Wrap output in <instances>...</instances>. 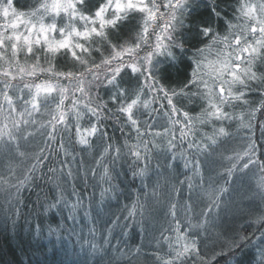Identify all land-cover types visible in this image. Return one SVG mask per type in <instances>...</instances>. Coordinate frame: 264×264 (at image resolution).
<instances>
[{"label": "snow or ice", "instance_id": "obj_1", "mask_svg": "<svg viewBox=\"0 0 264 264\" xmlns=\"http://www.w3.org/2000/svg\"><path fill=\"white\" fill-rule=\"evenodd\" d=\"M195 12L196 0H0V60L8 65L0 72V155L15 149V158L31 161L18 170L9 159L3 165L7 175L0 171V217L11 219L13 229L24 208L58 214L60 224L50 233L82 219L92 253L103 258L114 248L120 264L147 253L142 245L127 252L120 251L119 241L113 246L116 230L121 236L131 229L143 234L159 208L167 227L160 225L153 264H216L225 257V264H264V0L214 5V19H197ZM136 16L141 19L133 24ZM144 49L149 50L139 55ZM207 54L218 67L208 70ZM58 59L82 71H58ZM42 75L49 79L24 83L15 99L9 95L12 80ZM86 91L81 107L75 94ZM69 92L74 98L66 108ZM53 93L59 100L53 98L50 108ZM158 101L165 103L155 107ZM41 103L50 119L40 123L46 135L41 133V144L28 156L19 149L34 136L27 129L38 123L33 117ZM162 118L167 126L158 130ZM208 127L211 132L204 130ZM229 143L225 150L233 154L221 156L230 167L217 185L206 173L220 146ZM180 161L191 175L161 183L163 172ZM251 169L259 172L258 204L232 195L236 181ZM153 172L157 179L149 183ZM128 173L132 179L122 189L120 176ZM136 179L140 186L133 189ZM125 191L131 199L124 206L127 215L111 213L97 241L102 207ZM77 209H83L82 217ZM239 220L255 225L253 231H237ZM210 230L223 239L209 258L203 253Z\"/></svg>", "mask_w": 264, "mask_h": 264}, {"label": "trees", "instance_id": "obj_2", "mask_svg": "<svg viewBox=\"0 0 264 264\" xmlns=\"http://www.w3.org/2000/svg\"><path fill=\"white\" fill-rule=\"evenodd\" d=\"M255 1V0H252ZM24 3H31V0H22ZM227 2L232 4L235 0H196V12L194 15L197 19L206 20V19H214L212 15L214 5H220L221 7L224 3ZM219 10V9H217ZM231 12V9H229ZM141 17L136 16L135 19L132 20L133 24H136ZM224 29L221 27V32L223 33ZM124 39H128L127 36ZM149 49H144L139 53V55L143 56L145 51ZM208 61H210L209 69L213 68L214 62L216 60L213 54H207ZM96 63H99V57H95ZM160 59H163L161 57ZM125 61L130 63L131 61L128 57H125ZM24 63L23 57H21V64ZM31 63V61H29ZM56 67L58 71H82L80 68H71L70 66L65 65L62 59H58L56 62ZM42 65L47 67L46 64ZM0 66H8L2 60H0ZM115 66V65H113ZM101 73L105 71L103 66L100 69ZM90 78V77H89ZM4 79L0 76V80ZM49 77L47 75H42L38 79L32 80L29 78H24L20 80L17 78L16 80H12L11 83L14 85L13 89L9 91V95L16 98L19 95V88L23 87L24 83H40L43 80H48ZM56 81L53 80V83ZM59 83L62 85L71 88L72 84H70L67 80H60ZM25 96H27V89H25ZM100 96L104 99H107L105 95L104 89H100ZM92 95H95V89H93ZM87 91L84 96H81L79 92L75 94V98L79 99L81 102V107L84 103H87ZM53 98L58 101L59 96L56 93H53L52 96L49 97V107L54 108L55 104L52 102ZM73 95L71 92L68 94V98L65 100L66 108H70L72 105ZM150 98V97H149ZM253 99L255 97H249ZM160 103H165L162 101H158L155 107H159ZM41 108H45L43 103H41ZM48 112V109H46ZM185 110H189L185 108ZM196 111H199L197 108ZM239 111V110H237ZM43 116V123H46L47 120L50 119L48 114ZM163 116V114H161ZM84 126H87L86 120L84 121ZM162 126H167L166 118H162L157 123L158 130H162ZM207 132H211V127L204 129ZM111 134V128H110ZM257 134H259L257 132ZM46 135V133H45ZM117 138L120 137L119 131L116 132ZM167 138H165L166 141ZM165 141H158L162 145ZM42 142V141H41ZM41 144V143H40ZM31 161L28 162V164ZM160 163L163 164L164 161L161 158ZM153 169H155L157 160L153 159L151 161ZM183 162L180 161L177 163V167L173 169L171 172L164 171L162 176L160 177L161 183H164V178L167 177L169 181L175 182L176 179L183 180L186 175H191V173L183 168ZM28 166V165H27ZM26 166V167H27ZM24 167V168H26ZM125 169L127 165L124 166ZM230 167V163L226 164L222 170L218 171L220 175L217 173L213 176V181L217 185L223 184L224 179L226 177L223 176V171L225 168ZM23 168V169H24ZM131 173H128L126 176L121 175L120 181V188H125V185L128 184V181L131 180ZM157 176L155 172H153L151 176V180L149 183L155 182ZM140 186V180L136 179L133 184L130 185L131 188L135 189ZM179 186V185H177ZM236 186V184H235ZM99 191L100 188L96 189L97 192V200L94 201V206L99 201ZM235 191L233 192V194ZM25 195H28L25 193ZM4 199L3 196H0V201ZM35 199V196H32V200ZM134 199V196L132 197ZM71 200V198H70ZM141 200H143V196H141ZM260 202V200H259ZM30 203V201H29ZM125 205H131V199L129 198V193L127 191L124 192L123 195H120L116 200H111L106 202V204L102 207L101 216L99 217V222L97 223V241L99 239V232L100 229L105 227L104 220L111 215V213H117L118 215H127V212L124 210ZM23 214L16 218V225L13 229L11 219L5 221L2 217H0V264H9L10 261L19 262V264H28L29 259L31 260V264H116L115 256V249H108V253L101 258L100 255H94L92 250L89 246L87 241L91 240L92 237L89 235L88 232V225L82 219H78L76 224L73 225L71 221H68L66 226L60 228L58 231H54L52 233L49 232V228L55 229L58 224H60V216L58 214H48V215H38L35 210H30L29 208H24ZM69 212V209H64V215L66 216ZM76 214L78 217L83 216V209H77ZM95 215V213H93ZM165 221V220H164ZM165 227H167L166 223H163ZM37 226L39 228L37 229ZM255 225L252 226H244V227H237L236 230L239 231L241 234H248L251 233L254 229ZM74 229V230H73ZM125 235H120V230L117 229L116 233L114 234V238L112 239V245L115 246L117 241H119V249L122 252H127L129 249L135 250L137 246H143L142 251L147 253V256L152 257L151 253L156 251L154 247L156 244V240L160 238V228H156L155 230H148L143 234L139 232L138 229H131L125 230ZM167 233H165L166 235ZM107 247V246H105ZM221 243L215 244V248L213 249L208 247L206 253L204 255L210 258L211 253L213 250L220 251ZM167 251L165 247L163 249ZM143 257V256H142ZM146 258V257H145ZM153 258V257H152ZM228 258L225 257L224 259H218L216 264H225V261ZM135 262V257L129 262L128 260H120V264H132Z\"/></svg>", "mask_w": 264, "mask_h": 264}, {"label": "rangeland", "instance_id": "obj_3", "mask_svg": "<svg viewBox=\"0 0 264 264\" xmlns=\"http://www.w3.org/2000/svg\"><path fill=\"white\" fill-rule=\"evenodd\" d=\"M250 3H257L258 0L252 1L249 0ZM161 58V57H158ZM218 67V65L214 62L213 68ZM8 66H0V72H2L4 69H7ZM13 75H18L15 71L13 72ZM47 110L44 108H41L40 112H37L34 114V119L38 121V123L32 127H29L27 131L33 132L34 136L30 138L26 143L24 141H21V147L20 151L26 153L28 156H31V154L36 150L35 146L39 145L42 141V135L41 133H46V130L40 129V123H43V116L46 114ZM232 147V144H223L220 146V148L217 150V153L211 158L210 160V169L211 171L207 172L206 175H211L212 177L220 170L223 169V167L226 164H229L227 160H224L221 156H229L232 155L233 153L230 150H225V149H230ZM9 159H12L14 164L18 166V170H22L24 167L28 165V162L30 160L25 159L21 161L18 158H15V149L12 150V152L8 155H0V171H4L3 165L7 163ZM4 174L7 175V172L4 171ZM259 175V172L257 169H251L248 172L247 177L244 178L243 181L237 180L236 181V186H235V193L232 194L234 197L239 200L240 197H252L254 198L255 203H259L260 200V194L257 191L256 188V179L255 177ZM244 206L247 207V200L244 202ZM153 215L155 216V219L152 221L151 225L147 228L148 230H155L156 228H160V225L165 223L163 211L157 208L154 212ZM246 226L245 222L243 220L236 221V228L240 227V225ZM248 226V225H247ZM166 235H169L167 233ZM210 239L207 241L208 247L212 248L213 247V242L215 244H220L221 240H218L216 237V234L214 231H209L208 233ZM165 248V247H164ZM143 256V257H142ZM146 257V258H145ZM132 264H153V258L149 257L147 255H141L139 257H135V262Z\"/></svg>", "mask_w": 264, "mask_h": 264}]
</instances>
